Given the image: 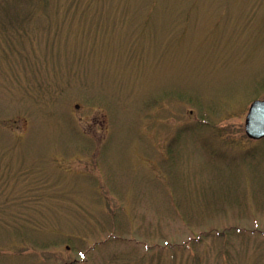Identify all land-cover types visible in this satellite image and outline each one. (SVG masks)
<instances>
[{
  "label": "rangeland",
  "instance_id": "rangeland-1",
  "mask_svg": "<svg viewBox=\"0 0 264 264\" xmlns=\"http://www.w3.org/2000/svg\"><path fill=\"white\" fill-rule=\"evenodd\" d=\"M264 0H0V264H264Z\"/></svg>",
  "mask_w": 264,
  "mask_h": 264
},
{
  "label": "water",
  "instance_id": "water-1",
  "mask_svg": "<svg viewBox=\"0 0 264 264\" xmlns=\"http://www.w3.org/2000/svg\"><path fill=\"white\" fill-rule=\"evenodd\" d=\"M245 133L252 141L264 140V101L253 102L245 120Z\"/></svg>",
  "mask_w": 264,
  "mask_h": 264
}]
</instances>
